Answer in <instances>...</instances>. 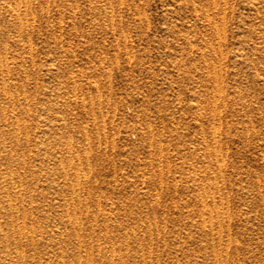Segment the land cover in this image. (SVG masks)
Returning <instances> with one entry per match:
<instances>
[{"label":"rangeland","instance_id":"rangeland-1","mask_svg":"<svg viewBox=\"0 0 264 264\" xmlns=\"http://www.w3.org/2000/svg\"><path fill=\"white\" fill-rule=\"evenodd\" d=\"M0 227V264H264V0H0Z\"/></svg>","mask_w":264,"mask_h":264},{"label":"bare ground","instance_id":"bare-ground-1","mask_svg":"<svg viewBox=\"0 0 264 264\" xmlns=\"http://www.w3.org/2000/svg\"><path fill=\"white\" fill-rule=\"evenodd\" d=\"M17 139V138H16ZM17 141V140H16ZM11 173V172H10ZM3 176V175H2ZM18 176V175H17ZM19 178V177H18ZM18 178H17V180H18ZM11 181H12V178H11ZM9 182V181H8ZM7 182V183H8ZM12 183V182H11ZM14 184V183H13ZM4 193V192H3ZM13 193V192H12ZM16 195V194H15ZM16 198V197H15ZM21 200V199H20ZM9 202H10V200H8ZM21 202V201H20ZM13 203H15L14 201H13ZM11 204V203H10ZM10 204H9V209L11 208L10 207ZM15 206V205H14ZM16 207V206H15ZM15 207H13V208H15ZM17 208H18V206H17ZM18 210V209H17ZM17 210L15 211V212H17ZM23 214V213H22ZM9 215V214H8ZM76 218V217H75ZM19 220V219H18ZM18 223V222H17ZM24 223V222H23ZM211 224V223H210ZM22 225V224H21ZM18 226V225H17ZM1 228V227H0ZM18 229H19V227H18ZM24 230V229H23ZM2 230H0V232H1ZM74 231V230H73ZM13 232V231H12ZM74 233H75V231H74ZM5 234V233H4ZM3 234V235H4ZM30 234V233H29ZM61 234V233H60ZM13 235V234H12ZM32 235V234H31ZM30 236V235H29ZM5 237V236H4ZM11 237H14V236H11ZM15 238V237H14ZM33 238V237H32ZM5 239H7V237L5 238ZM15 240V239H14ZM32 240V239H31ZM7 241V240H6ZM79 241V240H78ZM7 243V242H6ZM15 244H16V242H15ZM83 244V243H82ZM84 246V245H83ZM60 252V251H59ZM63 254V253H62ZM61 259V258H60Z\"/></svg>","mask_w":264,"mask_h":264}]
</instances>
